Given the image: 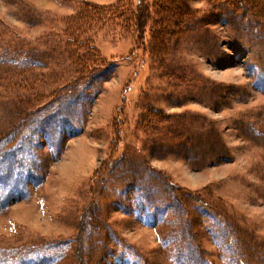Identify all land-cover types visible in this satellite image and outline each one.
I'll return each instance as SVG.
<instances>
[{"label":"rangeland","instance_id":"obj_1","mask_svg":"<svg viewBox=\"0 0 264 264\" xmlns=\"http://www.w3.org/2000/svg\"><path fill=\"white\" fill-rule=\"evenodd\" d=\"M138 1L0 0V139L60 121L0 149V264H264L263 0Z\"/></svg>","mask_w":264,"mask_h":264},{"label":"trees","instance_id":"obj_2","mask_svg":"<svg viewBox=\"0 0 264 264\" xmlns=\"http://www.w3.org/2000/svg\"><path fill=\"white\" fill-rule=\"evenodd\" d=\"M154 1H155V5H154L155 7H154L153 13H154V16L156 17V21L154 23L156 25L162 23V24H166L167 26L173 22L174 18H175L174 19L175 23L178 24V22L182 21V19H184V17L188 15L189 11H188V8L185 6L183 0H154ZM219 1L225 2L226 4H231L235 8L242 7L243 5L242 6L240 5L243 2L246 7L252 10L248 0H219ZM143 2L144 0H139L135 10L133 11L136 25H138L139 28L143 27L151 19V13L149 12V10H147L144 7ZM262 3L264 4V0L262 1ZM170 9L173 10V13H174L173 15L175 16L174 18L172 17L173 15L169 13L171 11ZM257 17L259 21L264 23V16H261L259 14ZM169 18L171 20H169ZM164 29L165 28L163 27L162 30L164 31ZM139 34H140V30H139ZM158 34L160 35V38L165 35V33L163 34L162 32H159V31H158ZM93 63L99 64L100 62H93ZM99 65L102 66L103 64H99ZM110 69H112L111 66L108 68H102V70H97V72L93 75L92 79L96 81L100 78L102 79V77L105 78V75L111 71ZM78 97L80 98V95H77L76 98L78 99ZM74 101L76 100L74 99ZM47 103L44 104L42 107H39L38 110L35 112L38 118L34 119L33 125L27 129V132L25 129L23 133L20 134L18 132L19 130H16V131L13 130L9 134L5 135L4 137L0 139V149L4 148V156H6L7 150L12 149V148L15 150L21 151V153H23L22 155L24 156L26 155V157L30 159L31 164H29V168L30 169L35 168L38 165V161L33 156V147L36 145L35 143L37 142V140L35 139L34 133L44 134L46 137L49 138V145L57 147V145L59 144V138L57 139V141H54V139L52 140L50 139L51 137L50 135L51 133L54 135L58 133L57 131L59 129L60 121H58V124L56 123L57 111H53V110L49 111L50 103L49 102ZM72 118L73 116L70 115V113H68V115L64 117V119L61 121L66 123ZM60 138H62L61 134H60ZM58 150L59 148L56 149V151ZM1 152H0V162L2 161ZM29 159H27V161H29ZM14 164L17 168L18 166H20V165H17L16 161L15 162L12 161V163L4 164V165H7L6 168H11L12 170ZM20 167H22V165ZM13 171H16V169ZM36 171L37 170H35L34 172L28 171V180H27L28 182L30 180L34 182H36V180L39 181L40 175H39V172L38 171L36 172ZM8 175H9L8 173H6L5 176L0 175V183H1V180L3 181V179H9L7 177ZM20 195L21 193L14 191V192L7 194L6 197L1 198L0 209L2 206H4V204L8 200L9 201L17 200L20 197Z\"/></svg>","mask_w":264,"mask_h":264}]
</instances>
